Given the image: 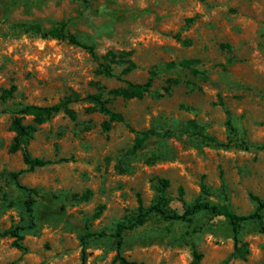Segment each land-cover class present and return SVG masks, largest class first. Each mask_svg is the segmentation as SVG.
I'll list each match as a JSON object with an SVG mask.
<instances>
[{"label":"rangeland","instance_id":"rangeland-1","mask_svg":"<svg viewBox=\"0 0 264 264\" xmlns=\"http://www.w3.org/2000/svg\"><path fill=\"white\" fill-rule=\"evenodd\" d=\"M61 23L95 55L44 36ZM110 52L123 62L104 59ZM152 77L142 99L111 93ZM61 102L74 117L38 126L26 147L50 163L30 169L11 151L13 117ZM161 195L179 213L204 200L248 215L253 197L264 200V0H0V264H119L118 253L144 264H264L258 222L236 243L228 219L209 211L192 223L151 216L118 249L117 227Z\"/></svg>","mask_w":264,"mask_h":264},{"label":"trees","instance_id":"trees-1","mask_svg":"<svg viewBox=\"0 0 264 264\" xmlns=\"http://www.w3.org/2000/svg\"><path fill=\"white\" fill-rule=\"evenodd\" d=\"M29 29L35 30L40 33L43 32V29L39 24L29 25ZM44 36L54 39L68 40L71 44L85 48L91 54L95 55V49L93 46L84 44L76 36L70 34L69 32H66L65 23H61L45 31ZM119 57H122V55H119ZM116 58H117L116 55L111 52L104 56V59L109 60L110 63L123 62V57L120 60H117ZM125 62L128 63V66L124 70L126 73H129L136 68V64L131 60H127ZM110 63L101 64L103 68L102 71L104 74H110L111 72ZM195 64H196L195 60H183L179 63L180 66H184L191 69L194 68ZM152 83H153V77L150 78L145 84L128 83L127 87H120L114 89L113 91H111V93L116 96H121L125 99H142L150 91ZM7 94L9 96L10 93ZM93 98L99 104H101L102 110L104 112L111 115L113 118L117 116L105 106V103L101 101V98L99 96H95ZM62 111H64L70 117H74L73 111L68 108V102H61L53 106H44V107L37 105H26L21 109H19L16 116L13 117L11 127L13 132L15 133V137H14V143L11 147V151L17 152L19 150H22L24 163L30 169L44 167L47 164H49L50 161L38 157H33L26 147L27 140L32 138L34 133L37 132L38 126L49 121L52 117H54L56 114ZM26 117H32L33 123L25 124L24 119ZM203 136L204 139L209 142H214V143L218 142L217 139L212 136L209 135H203ZM143 142L144 139H140V141H138L137 143L136 149L141 148L143 146ZM13 176L17 178L18 174H14ZM163 184L165 186H168L167 181H163ZM29 191L34 192L30 189ZM253 199L257 203V208L253 213L248 215H238L228 209H221L215 205H211L208 201H204V200H197L193 204L186 205L185 211L183 213H179L176 210L170 209L168 206V201L164 195H161L156 200V202L149 208H146L140 200L137 215L132 220H130L129 223L120 224L117 227L115 233L117 247L118 249H120L122 246V239L124 232L144 225L151 216H156L166 221L171 220V221H182L186 223H192L195 217L203 211H209L214 216H225L232 225V229L235 234V240L236 243H238L239 231L242 225L247 222L250 221L258 222L261 226L262 231L264 232V213H263L264 200H261L257 197H253ZM32 206H33V200L29 198L26 201V207L29 212H32ZM10 234L16 238V241L14 242V246H16L17 248H23V246L19 243L20 240L23 239V236L20 235V233L17 230L12 231ZM115 262H118L119 264H144V263L129 261L123 256H121L120 253L116 255ZM223 264H227V262Z\"/></svg>","mask_w":264,"mask_h":264}]
</instances>
